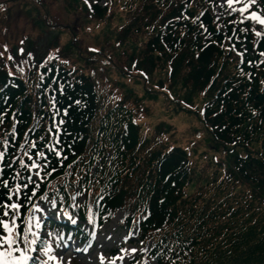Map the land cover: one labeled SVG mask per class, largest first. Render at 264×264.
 Segmentation results:
<instances>
[{"label":"trees","instance_id":"obj_1","mask_svg":"<svg viewBox=\"0 0 264 264\" xmlns=\"http://www.w3.org/2000/svg\"><path fill=\"white\" fill-rule=\"evenodd\" d=\"M205 2L216 7L214 0ZM150 5L156 7L153 3ZM150 5H145L144 10L150 9ZM207 5L209 8L196 0L171 5V14L148 35L145 45L149 50L144 57L151 62L159 61L160 56H155V52H160L159 47L176 51L184 44L182 34L190 35L192 40L187 44L198 50L194 56V76L209 82L213 75L211 71L207 72L211 60L220 52L221 45L227 42L228 47L231 46L252 82H238L234 75L230 76L231 81L227 80L212 96V104L204 107L202 122L217 144L232 150L233 168L241 179L264 194V153L241 152L235 147L238 142L249 141L248 127L240 133L242 112L238 108L241 103L246 99L253 102L264 121V101L260 104L256 100L261 84L255 75V67L264 70V28H259L248 12L218 8L217 11L224 15L217 18L214 7ZM90 9L96 16L106 13L105 8L96 4ZM134 9L137 14L141 12V9ZM251 9L264 15V0H254ZM140 19L130 17L129 20L157 28L152 19L138 23ZM244 26L256 30L241 29ZM36 62L31 65L36 69L33 83L24 76L23 67H19L21 71L16 74L0 72V152L4 153L0 158V182L9 181L8 188L14 193L12 200H8L5 190L0 188V219L5 217V202L19 203V212L24 215L34 199L46 195L60 200L68 213L75 210L82 220H96L99 224L114 211L122 210L126 224L136 227L139 240L149 244V256L157 264H264V219L251 214L256 210L254 207L258 208V213L264 212V198L255 206H250V202H245L241 196L236 198L228 207L230 219L225 214L206 213L205 210L200 219L190 221L192 217L175 206L192 196L188 180L195 185L205 182L220 187L232 175L217 180L218 175H209L205 168L193 165L189 153L179 145H162L154 150L152 145L145 144L141 149L139 142L135 149H130L128 134L117 132L109 121L104 128L103 124L100 126L96 136L90 135L101 106L107 105L90 74L72 69L66 61ZM107 106L108 114H101L107 118L111 115L118 119L112 111L115 106L120 111L128 110L127 106L116 102ZM132 125L135 126L134 122ZM136 134L141 135L140 130ZM56 151L61 155H55ZM39 152L45 153L39 159L41 163L43 161L45 178L30 184L28 167L22 166L20 160L28 165ZM118 155L125 158H118ZM134 160L138 161L134 163L138 171L136 184L127 180L132 172L126 175ZM17 185L20 186L18 189ZM75 192L83 193L85 199L73 209ZM8 211L13 213L11 209ZM239 215L241 217L237 219ZM207 218L212 221L213 229L218 226L217 236L212 237L211 229L206 226ZM235 223L239 228H234ZM51 226L55 234L59 232L60 227L55 222ZM37 243L41 245L42 242Z\"/></svg>","mask_w":264,"mask_h":264},{"label":"rangeland","instance_id":"obj_2","mask_svg":"<svg viewBox=\"0 0 264 264\" xmlns=\"http://www.w3.org/2000/svg\"><path fill=\"white\" fill-rule=\"evenodd\" d=\"M180 1L184 0H147L146 3L140 0H0V72L16 74L21 71L18 68L23 67L24 76L31 79L29 83H33L36 69L31 65L44 60V63L66 61L72 69L77 68L90 74L107 105L116 102L128 109L120 111L115 106L112 111L118 119L111 115L107 118L101 116L108 111V106L103 103L92 124L90 135L96 136L100 126L103 124L104 128L109 121L117 132L128 134L127 139L132 146L130 149H135L139 142L142 144L141 149L145 144L150 147L152 145L154 150L162 145H179L189 153L193 165L205 168L209 175H218L217 180L231 174V179L220 187L210 186V183L205 182L195 185L188 180L192 196L185 203L179 202L175 205L178 211L188 213L192 222L200 219L205 210L206 213L225 214L230 219L228 207L234 204L236 198L241 196L242 200L250 202V206H255L264 198V194L255 185L243 181L234 170L232 150L212 139L202 122V113L206 105L212 104L211 98L216 90L227 80L231 81L230 76L234 75L238 82L245 81L250 84L252 81L241 68L238 55L231 46L228 47L227 42L219 47L220 52L208 65L207 72L211 71L213 74L209 82L194 76V56L198 50L187 44L192 40L190 35L182 34L184 44L176 51L159 47L160 52H155V56H160L159 61L154 60L152 63L144 57L149 50V46L145 45L148 35L158 29V23H162L171 14V5H178ZM196 1L207 8V4L211 5L210 2L206 4V0ZM214 1L215 16L220 18L224 14L217 11L218 8L238 10L249 0H232L231 4L228 0ZM92 4L105 8L106 13L102 16L92 14ZM147 4L151 8L144 10ZM213 7L211 5L212 9ZM134 8L141 9V12L137 14ZM222 10L224 12L225 9ZM142 15L144 19H140ZM181 16L182 13L179 12L178 17ZM130 17L134 20L140 19L138 23L152 19L157 28L137 24L129 20ZM258 26L264 27L259 22ZM241 29L256 30L252 26ZM255 68V75L261 84L256 100L263 104L264 70ZM258 95H262V100L257 98ZM238 109L242 112L240 133L244 127H248L249 141L238 142L235 147L241 152L249 150L263 154L264 121L259 109L247 99ZM122 126L125 128L119 130ZM138 130L141 134L139 136L136 134ZM242 138L246 139L243 134ZM155 141L159 143L156 144ZM130 149H127L128 152H131ZM117 157L125 158L121 155ZM126 159L129 160V157ZM136 162L138 163L137 160L132 161V169L126 172V175L132 172L127 179L132 184L138 182V171L135 170L137 165H134ZM95 165L96 161L92 169ZM41 169V166L32 168L34 180L40 179ZM37 172L40 175L37 176ZM78 199L81 201L82 197ZM38 200L40 201L33 205L40 207L32 206L25 220L26 231L29 230L34 236L45 237L48 240L45 247L50 246L52 251L45 252V248L34 252L35 244L25 243L21 238L22 243L14 247L27 252L28 258L35 254L41 264H155L146 256L145 248L140 245L142 243L138 241L135 233L127 232L121 224V210L116 211L112 219L102 227L84 225L83 231L87 233V240L59 243L43 233L46 217L56 215L58 208H53L50 200ZM164 203L168 205V202ZM44 208L47 210L42 211ZM254 209V212L250 211L251 214L260 215L264 219V212L258 213L257 207ZM245 213H248V209ZM240 217L241 215L237 219ZM37 219L41 221L40 228L35 227ZM15 223L17 228L19 222L16 220ZM206 226L211 229L212 237L217 236L215 232L218 226L213 229L210 218H207ZM16 228L13 231L14 236L17 233ZM234 228H239L236 223ZM3 235H6L5 231ZM242 236L243 233L240 241ZM13 255L18 256L20 253L14 252ZM50 255L58 259L49 260Z\"/></svg>","mask_w":264,"mask_h":264},{"label":"snow or ice","instance_id":"obj_3","mask_svg":"<svg viewBox=\"0 0 264 264\" xmlns=\"http://www.w3.org/2000/svg\"><path fill=\"white\" fill-rule=\"evenodd\" d=\"M87 2V0H86ZM228 2L231 4L232 0H228ZM249 5H244V8H247ZM241 11H243V9H241ZM250 16L253 20L258 21L261 25H264V16H260L258 15L256 12H251ZM259 35V33H257ZM264 54V53H262ZM5 143H7V140L5 141ZM32 147H35V145H33ZM4 155L3 152H0V158H2ZM27 155V154H26ZM38 156L40 157H44L45 153L43 152H39L37 153ZM55 155L60 156L61 153L59 151L55 152ZM31 160V157H30ZM43 163V161H42ZM20 164L22 166H26L28 168H37L40 165H38L36 163L35 160H31L30 164L25 165V161L23 159L20 160ZM36 175H40L39 172L36 173ZM8 184L9 181L7 180H3L2 182H0V188H3L5 190V194L7 195L8 200H12L13 198V191L12 189L8 188ZM17 189L20 187L19 185L16 186ZM24 187H27V185H24ZM33 191H35V189L33 188ZM53 208L56 207L55 201H50L49 202ZM5 211H4V215L7 216L9 215L8 210L11 209L13 210V212H15L16 210L21 208V205L19 203H8L5 202L3 205ZM34 208H39V205H33ZM42 211H46L47 209H41ZM64 215H68V213H64ZM16 216L12 215L11 217V222L7 219H0V226L3 227L6 235L0 236V245H6V247H0V264H26L27 259H28V253L21 250L19 247H14L15 245L18 244V240L16 238V236L13 235V231L16 228ZM73 223H75V221H72ZM35 227L36 228H40L41 227V221L39 219H37L35 221ZM27 237H25V243H27ZM31 243H35V240L31 241ZM85 251H87V249H84ZM52 249L51 247H47L45 249V252H51ZM133 251H135V249H133ZM14 252H19L20 255L16 256L13 255ZM49 260H57L58 257L54 256V255H50Z\"/></svg>","mask_w":264,"mask_h":264},{"label":"water","instance_id":"obj_4","mask_svg":"<svg viewBox=\"0 0 264 264\" xmlns=\"http://www.w3.org/2000/svg\"><path fill=\"white\" fill-rule=\"evenodd\" d=\"M257 98H258L259 100H262V95H258Z\"/></svg>","mask_w":264,"mask_h":264}]
</instances>
